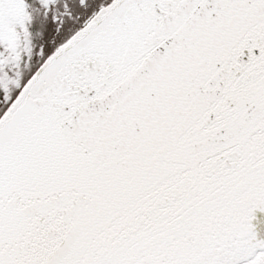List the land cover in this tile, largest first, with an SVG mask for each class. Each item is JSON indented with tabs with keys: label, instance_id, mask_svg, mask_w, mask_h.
<instances>
[{
	"label": "snow or ice",
	"instance_id": "6c2138e0",
	"mask_svg": "<svg viewBox=\"0 0 264 264\" xmlns=\"http://www.w3.org/2000/svg\"><path fill=\"white\" fill-rule=\"evenodd\" d=\"M0 264H264V0H0Z\"/></svg>",
	"mask_w": 264,
	"mask_h": 264
}]
</instances>
